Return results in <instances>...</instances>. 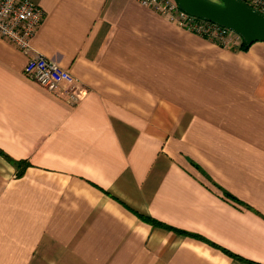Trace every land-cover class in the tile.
<instances>
[{
    "label": "crops",
    "instance_id": "0c3cea01",
    "mask_svg": "<svg viewBox=\"0 0 264 264\" xmlns=\"http://www.w3.org/2000/svg\"><path fill=\"white\" fill-rule=\"evenodd\" d=\"M31 1V48L79 101L0 36V264H264V42L139 0Z\"/></svg>",
    "mask_w": 264,
    "mask_h": 264
},
{
    "label": "built area",
    "instance_id": "2783aa9c",
    "mask_svg": "<svg viewBox=\"0 0 264 264\" xmlns=\"http://www.w3.org/2000/svg\"><path fill=\"white\" fill-rule=\"evenodd\" d=\"M264 14V0H243ZM145 6L169 15L180 26L212 38L221 45L231 44L234 32L203 18L183 11L176 0H139ZM43 19V11L31 0H0V36L27 56L23 74L29 80L51 92L62 91L67 102L79 101L76 78L54 60L35 52L31 37Z\"/></svg>",
    "mask_w": 264,
    "mask_h": 264
},
{
    "label": "water",
    "instance_id": "95a60500",
    "mask_svg": "<svg viewBox=\"0 0 264 264\" xmlns=\"http://www.w3.org/2000/svg\"><path fill=\"white\" fill-rule=\"evenodd\" d=\"M191 16L203 18L238 35L247 45L264 42V14L243 0H176Z\"/></svg>",
    "mask_w": 264,
    "mask_h": 264
},
{
    "label": "trees",
    "instance_id": "16d2710c",
    "mask_svg": "<svg viewBox=\"0 0 264 264\" xmlns=\"http://www.w3.org/2000/svg\"><path fill=\"white\" fill-rule=\"evenodd\" d=\"M249 45H247L246 43H244L243 41H241L239 47L240 48H244V47H247ZM10 161L11 163L18 169V172H17V175H20L23 171V168H24V160H13L11 158H9L8 156H6ZM230 255H232L234 258L236 259H242L241 257L235 255V254H232L230 253Z\"/></svg>",
    "mask_w": 264,
    "mask_h": 264
},
{
    "label": "rangeland",
    "instance_id": "374dc122",
    "mask_svg": "<svg viewBox=\"0 0 264 264\" xmlns=\"http://www.w3.org/2000/svg\"><path fill=\"white\" fill-rule=\"evenodd\" d=\"M211 1H215V2H219V0H211ZM232 39H235L234 36H230Z\"/></svg>",
    "mask_w": 264,
    "mask_h": 264
}]
</instances>
